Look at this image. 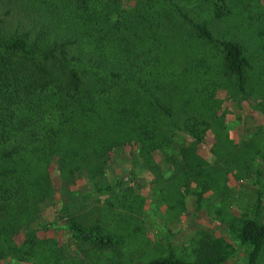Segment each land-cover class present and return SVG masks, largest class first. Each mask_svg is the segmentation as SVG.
Segmentation results:
<instances>
[{
  "label": "rangeland",
  "instance_id": "obj_1",
  "mask_svg": "<svg viewBox=\"0 0 264 264\" xmlns=\"http://www.w3.org/2000/svg\"><path fill=\"white\" fill-rule=\"evenodd\" d=\"M145 1L123 0L134 22L143 15L153 21L141 10ZM175 1L217 38L244 47L252 62L246 91L225 75L219 46L192 37L161 1L156 7L171 11L174 21L155 49L160 46L162 66L172 63V75H158L173 85L166 96L176 119L186 110L204 121L201 140L181 125L167 131L143 97L131 126L147 114V124L166 132L131 127L72 145L70 152L66 144L47 146L31 159L41 198L24 206H33L38 217L31 209L16 213L13 228L0 238V264H147L169 250L194 260L199 245L215 239L233 249L223 264H247L249 246L234 239L258 194L264 225V0ZM71 221L98 227L116 246L104 250L73 240ZM255 264H264V241Z\"/></svg>",
  "mask_w": 264,
  "mask_h": 264
},
{
  "label": "trees",
  "instance_id": "obj_2",
  "mask_svg": "<svg viewBox=\"0 0 264 264\" xmlns=\"http://www.w3.org/2000/svg\"><path fill=\"white\" fill-rule=\"evenodd\" d=\"M161 1L173 9L192 37L219 46L225 75L233 78L239 91H246L252 62L244 47L232 39L217 38L205 22L195 20L175 0H146L141 10L151 22L144 15L134 22L123 0H0L2 241L19 210L26 214L31 209L38 217L33 206H24L41 198L36 188L41 180L31 174V159L44 154L47 146L66 144L69 149L109 134L118 136L117 131L131 127L166 132L154 130V121L147 124V114L146 120L143 117L131 126L141 98H146L167 131L181 125L184 132L201 140L199 128L204 121L186 110L178 121L172 97L166 96L173 85L158 75H172V63L162 66L160 46L155 49V44L167 40L164 30L174 21L171 11L156 7ZM133 11L132 16L141 18L139 10ZM152 73L158 77L155 81ZM261 211L258 194L234 239L239 246H249L247 264L256 263L264 241V225L258 222ZM69 230L73 240L96 248L112 249L117 244L95 226L71 221ZM229 246L223 239L204 241L194 260L175 257L169 250L147 264H223L233 253Z\"/></svg>",
  "mask_w": 264,
  "mask_h": 264
}]
</instances>
